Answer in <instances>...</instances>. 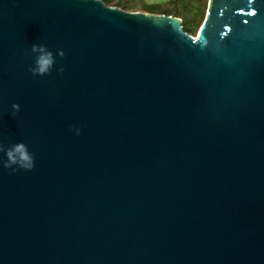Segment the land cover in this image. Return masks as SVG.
I'll use <instances>...</instances> for the list:
<instances>
[{
  "label": "water",
  "instance_id": "1",
  "mask_svg": "<svg viewBox=\"0 0 264 264\" xmlns=\"http://www.w3.org/2000/svg\"><path fill=\"white\" fill-rule=\"evenodd\" d=\"M34 43L64 71L34 76ZM18 141L36 166L0 152V264H264V0H208L196 40L99 0H0Z\"/></svg>",
  "mask_w": 264,
  "mask_h": 264
},
{
  "label": "trees",
  "instance_id": "2",
  "mask_svg": "<svg viewBox=\"0 0 264 264\" xmlns=\"http://www.w3.org/2000/svg\"><path fill=\"white\" fill-rule=\"evenodd\" d=\"M105 7L117 8L128 13L163 15L181 20L184 33L196 37L205 21L208 0H166L149 5L145 0H99Z\"/></svg>",
  "mask_w": 264,
  "mask_h": 264
},
{
  "label": "clouds",
  "instance_id": "3",
  "mask_svg": "<svg viewBox=\"0 0 264 264\" xmlns=\"http://www.w3.org/2000/svg\"><path fill=\"white\" fill-rule=\"evenodd\" d=\"M31 53L33 55V63L29 70L34 76L50 75L54 70L63 72L64 68L57 67V57L63 58L64 52L62 49L53 51L46 44L34 43L31 46ZM14 113L19 111L20 106L13 104ZM76 135H80L81 129L73 126L71 128ZM0 152L4 154L3 166L13 172L33 171L36 166V161L29 146L23 142L18 141L9 147L5 148L0 145Z\"/></svg>",
  "mask_w": 264,
  "mask_h": 264
},
{
  "label": "rangeland",
  "instance_id": "4",
  "mask_svg": "<svg viewBox=\"0 0 264 264\" xmlns=\"http://www.w3.org/2000/svg\"><path fill=\"white\" fill-rule=\"evenodd\" d=\"M166 0H145V2L149 5H153V4H161V3H164ZM199 32V31H198ZM197 32V34H198ZM193 39H197V36L194 37Z\"/></svg>",
  "mask_w": 264,
  "mask_h": 264
}]
</instances>
